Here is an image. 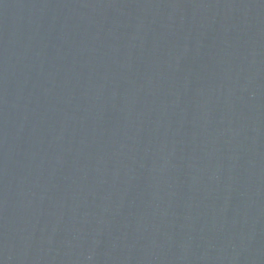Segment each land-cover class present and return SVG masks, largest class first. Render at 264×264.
I'll return each instance as SVG.
<instances>
[{"label":"water","instance_id":"obj_1","mask_svg":"<svg viewBox=\"0 0 264 264\" xmlns=\"http://www.w3.org/2000/svg\"><path fill=\"white\" fill-rule=\"evenodd\" d=\"M264 0H0V264H262Z\"/></svg>","mask_w":264,"mask_h":264}]
</instances>
